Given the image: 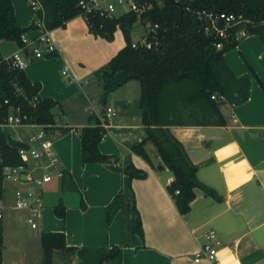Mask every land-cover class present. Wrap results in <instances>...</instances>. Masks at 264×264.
Returning <instances> with one entry per match:
<instances>
[{"label":"crops","instance_id":"1","mask_svg":"<svg viewBox=\"0 0 264 264\" xmlns=\"http://www.w3.org/2000/svg\"><path fill=\"white\" fill-rule=\"evenodd\" d=\"M11 4L18 23L27 25L32 13L26 0H11ZM36 33L30 28L24 34L33 37ZM49 35L54 44L52 53L28 55L22 70L30 82L39 84L37 97L58 102L51 109L54 126L67 129L46 132L60 175L36 183L35 179L49 169L42 167L43 159H30L19 178H11L17 183L13 200L15 189H30L38 198L26 206L37 217L32 227H38L39 233L62 230L66 245H117L121 250L116 264H211L205 258L193 260V254L213 230L220 264H264V92L257 81L264 87V48L258 35L247 33L223 52L235 75H249L247 97L233 105H219L225 122L168 126L195 164L198 180L211 188L205 193L194 187L189 209L183 214L165 189L172 173L162 164L154 145L147 140L143 147L153 166L162 164L158 168L130 148L143 137L137 81H125L108 92L104 105L100 102V81L93 71L123 45V37L114 44L104 42L87 30L79 14L49 29ZM18 50L14 43L9 53L2 54L0 46V55ZM26 52L29 54L22 51ZM106 106L114 113L107 119L98 149L116 155L118 165L131 162L144 169V177L128 182L121 172L101 162H81L77 128L87 122L89 113H99ZM11 127L21 131L17 128L20 126ZM7 132L13 139L30 143L28 131L15 137ZM36 170L41 173L36 174ZM119 189L125 206L106 221L105 205ZM130 190L140 217L141 235L130 228ZM3 192L2 188L1 221L3 203L7 204ZM57 200L64 205L62 217L52 211ZM35 257L33 264H39L40 256Z\"/></svg>","mask_w":264,"mask_h":264},{"label":"trees","instance_id":"2","mask_svg":"<svg viewBox=\"0 0 264 264\" xmlns=\"http://www.w3.org/2000/svg\"><path fill=\"white\" fill-rule=\"evenodd\" d=\"M41 15L47 29L63 25L66 20L79 14L78 0H39ZM182 6L170 0H152L148 8L138 15L125 10L110 16L98 11H88L84 15L87 30L93 35L111 38L113 30L119 26L124 43L93 73L100 81V102L105 103L109 91L129 79L138 82L137 105L143 125V137L131 145V150L153 166L143 147L149 140L165 165L172 173L165 189L174 206L181 214L189 209L194 196L193 188L199 187L205 193L211 188L196 177V166L189 159L182 143L170 132L173 124H223L225 119L219 110L223 102L233 105L247 97L249 75H235L226 62L223 52L235 45L233 36L218 37L205 34L201 30V20L196 11L201 8L215 11L241 13L250 19L246 24L248 33H256L264 48V0H177ZM138 19L145 24H156L153 35L145 31L148 38L155 39L150 46L131 45L128 36L130 24ZM35 28L33 19L27 25H20L14 15L11 0H0V39L13 41L25 51L21 34ZM229 28V31H232ZM148 33V34H147ZM220 40L216 48L214 43ZM52 53H45L50 55ZM253 73V72H252ZM256 77V75L254 74ZM264 92V87L257 79ZM39 84L30 82L22 68L10 65L9 57L0 55V113H6L8 105H16L24 114L23 121L44 124L45 131L65 130L66 126H54L51 109L57 101L51 97H37ZM214 94V97H211ZM6 98V102L2 100ZM80 160L101 162L107 167L121 172L129 182L131 178H142L145 170L131 162L117 164V156L102 153L97 142L105 133L96 114L89 113L87 122L77 128ZM25 142L9 136L6 127L0 126V198L2 196V168L4 165L23 163L17 147ZM162 164L153 166L161 167ZM177 192H174V190ZM125 206L122 189L114 193L105 205L108 221L117 209ZM53 213L62 217L64 205L61 200L52 206ZM130 228L141 235L139 214L135 208L132 192L128 199ZM39 264H55L54 253L73 254L74 264H116L120 259V247L66 245L62 230H46L39 233ZM2 260V221L0 218V264Z\"/></svg>","mask_w":264,"mask_h":264},{"label":"built area","instance_id":"3","mask_svg":"<svg viewBox=\"0 0 264 264\" xmlns=\"http://www.w3.org/2000/svg\"><path fill=\"white\" fill-rule=\"evenodd\" d=\"M155 1L158 2V0ZM26 2L31 10V18L33 19L37 33L33 37H26L25 34H21V40L24 42V46L27 48L26 50L29 51V54L28 52H26V54L22 53L23 49L19 48L18 51L4 56L9 57L10 65L17 68H23L28 55L40 56L54 50V44L49 35V29L44 26L41 15H38V11L39 13H42L43 11L40 1L26 0ZM151 2L152 0H78L77 5L80 9L79 15L83 17L88 11H98L101 14L110 16L113 14L115 4L125 5V10H132L138 15L144 8H148L151 5ZM196 16L201 20V30L208 35L212 34L213 36L223 38L229 35L238 39L248 33L246 24L250 22V19L243 16L241 13L201 8L196 11ZM145 24V31L151 32L150 37L153 38L154 35L152 31H154L156 24H149L148 22ZM231 27H233L232 31H229L228 29ZM39 43H43L42 48L38 47ZM152 43H155V39L148 38V35H145L144 33L141 35L140 39L131 41L132 46H135L136 44H144L148 47ZM214 45L216 48H219L221 41H216ZM62 73H66L65 69H62ZM211 97H214V94H211ZM36 99L37 95H33L32 100ZM2 101L6 102L7 100L5 98ZM113 113L114 109L110 106H106L103 111L96 113L99 124L105 127L108 117ZM23 120L24 114L20 113L19 108L16 105H8L6 113H0V126L26 127L29 130L30 142L17 147L18 156L23 163L17 165H4L2 171L6 170L12 179L17 180L19 178V173L23 172L27 161L30 159H43L42 167L49 169L51 173L47 172L42 174L40 178L35 179L36 183L49 180L53 174L60 175L61 169L57 165V156L46 138L44 124ZM174 192H177V190L175 189ZM13 196L14 203L18 207L28 206L31 201H37L38 199L30 189H15ZM31 226H34V223L31 222ZM217 243L218 240L215 239L213 230H209L208 240L202 242L198 246L193 254V260L196 261L200 258H205L211 264H220V261L216 256L215 244Z\"/></svg>","mask_w":264,"mask_h":264},{"label":"rangeland","instance_id":"4","mask_svg":"<svg viewBox=\"0 0 264 264\" xmlns=\"http://www.w3.org/2000/svg\"><path fill=\"white\" fill-rule=\"evenodd\" d=\"M28 4V3H27ZM126 6L121 4H115L113 15H119L125 11ZM146 24H143L138 19L134 20L128 28V36L131 41L138 40L143 35ZM123 37L122 31L119 26H116L113 30L112 36L109 39L99 36L104 42H110L114 44L117 38ZM121 39V38H120ZM1 52L7 54L14 46V42L9 40L1 41ZM39 48L43 47V43L38 44ZM118 48V47H117ZM116 48V49H117ZM115 49V50H116ZM114 50V51H115ZM114 51L112 53H114ZM138 83V82H137ZM139 92V87L137 86ZM137 92V93H138ZM21 131H17L16 127L6 128L12 137L17 135L24 136V132L29 130L20 126ZM51 173V171L47 170ZM41 171L36 170V174H40ZM17 186V183L13 182L9 173L3 170L2 188L4 189L3 198L7 199L3 203V217H2V257L3 264H23L24 262L34 263V257L40 256V245L38 238V227H32L31 222L36 225L37 217L35 214L27 211V207H18L15 205L12 191ZM24 190V189H23ZM30 217V219H28ZM214 244V242H213ZM53 260L55 264H74L76 258L73 254H59L54 253Z\"/></svg>","mask_w":264,"mask_h":264},{"label":"water","instance_id":"5","mask_svg":"<svg viewBox=\"0 0 264 264\" xmlns=\"http://www.w3.org/2000/svg\"><path fill=\"white\" fill-rule=\"evenodd\" d=\"M170 1L173 2V3H175V4H177V5L179 6V8H180V13H181V11H182V6H181L180 2L177 1V0H170ZM20 177H22V175H21Z\"/></svg>","mask_w":264,"mask_h":264}]
</instances>
